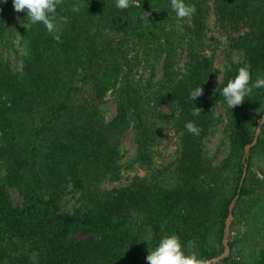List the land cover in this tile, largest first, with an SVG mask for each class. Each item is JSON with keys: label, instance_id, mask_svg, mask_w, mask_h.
Segmentation results:
<instances>
[{"label": "trees", "instance_id": "16d2710c", "mask_svg": "<svg viewBox=\"0 0 264 264\" xmlns=\"http://www.w3.org/2000/svg\"><path fill=\"white\" fill-rule=\"evenodd\" d=\"M10 1L0 3V264H147L148 248L173 232L185 251L211 263L223 248L233 198L238 194L235 210L258 196L247 175L240 188L239 180L251 165L244 147L264 115V88L232 109L219 92L238 67H225L234 50H243L251 80L264 74V0H189L196 12L182 20L170 0H130L123 10L115 0H61L57 33L22 12L11 27ZM11 29L25 53L19 71L1 55ZM220 49L223 73L214 97L223 107L229 151L215 163L204 141L220 121L207 93L219 75ZM200 85L192 102L189 92ZM109 93L115 114L106 121ZM195 107L199 116L192 115ZM186 121H195L198 136L186 131ZM129 129L135 156L122 164L119 145ZM260 129L249 154L264 156ZM167 133L174 136L168 161ZM134 169L142 174L103 187ZM258 231L263 243L249 261L232 252L222 261L264 264V226Z\"/></svg>", "mask_w": 264, "mask_h": 264}, {"label": "rangeland", "instance_id": "374dc122", "mask_svg": "<svg viewBox=\"0 0 264 264\" xmlns=\"http://www.w3.org/2000/svg\"><path fill=\"white\" fill-rule=\"evenodd\" d=\"M212 9V5L210 4ZM9 11L14 12L13 18L10 19L9 23L11 27L18 23L19 13L22 12V17H26L25 11L16 12L13 10L12 3L10 1ZM213 12L210 11V19L209 24L212 26L213 23ZM4 43L1 48L2 59L9 64V66L14 71H19L22 67V57L24 56V51L22 44L20 43V33L18 30L11 29L10 33L4 38ZM214 64L216 68L219 70V75L211 79L207 85V93L211 97L212 100V112L213 116L216 119H219L218 123L211 129L210 133L206 137L204 141L205 150L208 155L214 159L215 163H219L228 155V147L227 140L223 133L224 128V111L223 107L220 103L215 101L214 93L221 81L222 73H223V52L220 49L218 53L215 55ZM161 71L159 67H156L155 75L159 77ZM147 78V75H145ZM102 111L104 114V118L108 121L115 114V103L113 101V96L109 93L105 98V104L102 107ZM259 121L254 125L253 130L256 131L257 125ZM253 126V125H252ZM262 128V125H261ZM258 137H261V129ZM167 142L166 149H164V158L165 160H169L170 156H172L174 151V136L172 133H167V137L165 138ZM120 155L122 157V164H124L128 160H132L135 156V144L133 142L132 130L129 129L121 138L120 145ZM170 154V156H168ZM251 155V165L249 168V172L247 175V185L256 190L258 196H255L251 199L244 198L245 202L241 203L237 209L232 213V218L230 220V225L228 228V234L226 238V246L229 249L227 255L231 252L233 254V258L242 261H249L251 256H253L257 250L262 246L263 243V235L260 233L262 231H258V228L264 226V156L253 152ZM142 172L140 170L134 169L132 171H124L123 179L121 182L116 183H107L104 184L103 187L105 189L116 188L122 186L129 182V178L134 175H141ZM11 198L15 204L20 202V197L13 190L9 189ZM72 199L69 200L65 206V208H70L72 206ZM233 244V250H230L229 246ZM222 250L218 251V256H220L224 252V246L222 244ZM218 248V247H217ZM217 256V257H218ZM216 258V257H215ZM207 264H226L222 260L216 262H207Z\"/></svg>", "mask_w": 264, "mask_h": 264}, {"label": "clouds", "instance_id": "9594fccd", "mask_svg": "<svg viewBox=\"0 0 264 264\" xmlns=\"http://www.w3.org/2000/svg\"><path fill=\"white\" fill-rule=\"evenodd\" d=\"M3 2H6V0H0V3ZM11 3L14 11H25L26 19L32 24H42L49 33L58 32L56 10L61 0H11ZM129 6L130 0H115V7L118 9H127ZM170 8L177 20L191 17L196 12L195 4L190 3L189 0H170ZM72 11L79 13L80 5L74 3ZM175 28L179 32L184 31L181 24H176ZM243 56V50H234L230 63L225 62L227 70H231L233 65H238L235 74L228 79L219 92L228 109L243 103L254 88H264V74H259L254 81L251 80V65L242 60ZM201 94L202 88L200 85L189 92V98L193 102ZM200 114L201 110L199 108L195 107L192 110L193 116H199ZM261 125H264V121ZM184 127L187 132L194 136L200 134L201 129L195 121H186ZM145 259L147 264H207L196 252L185 251L180 237L174 232L162 235L151 248H148Z\"/></svg>", "mask_w": 264, "mask_h": 264}, {"label": "water", "instance_id": "95a60500", "mask_svg": "<svg viewBox=\"0 0 264 264\" xmlns=\"http://www.w3.org/2000/svg\"><path fill=\"white\" fill-rule=\"evenodd\" d=\"M262 121H264V115L261 116L260 122L257 125L256 131L254 132V137H253L252 142L244 147V158L248 157L250 148L253 147L257 142ZM245 175H246V165H244V168H243L240 180H239V188L243 184V180H244ZM238 193H239V191H238ZM237 199H238V194H236V196L233 198L231 204L228 206V215H227V218L225 220V228H224V234H223V238H222V244L224 246V252L220 256L213 258L212 259L213 263L225 258L229 252V249L226 246V238H227V234H228V228L230 225V220L232 218V212H233L234 204L237 201Z\"/></svg>", "mask_w": 264, "mask_h": 264}]
</instances>
